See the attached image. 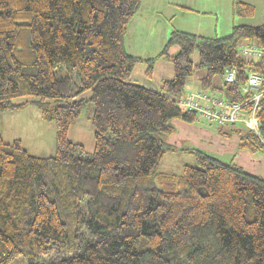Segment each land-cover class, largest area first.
Here are the masks:
<instances>
[{
	"label": "trees",
	"instance_id": "trees-1",
	"mask_svg": "<svg viewBox=\"0 0 264 264\" xmlns=\"http://www.w3.org/2000/svg\"><path fill=\"white\" fill-rule=\"evenodd\" d=\"M143 1L0 0V264H264L263 177L195 150L197 166L159 169L167 152L187 151L167 144L171 122L203 121L179 105L196 71L205 72L193 91L234 102L252 73L264 89V59L240 51L264 48V24L233 25L224 37L175 30L158 56L143 59L125 46ZM233 11L256 14L246 2ZM158 59L173 67L159 91L132 82L137 64L151 78ZM90 102L91 154L68 137ZM29 105L55 124L53 156L3 138V114ZM258 121L259 136L241 124V149L264 151V99Z\"/></svg>",
	"mask_w": 264,
	"mask_h": 264
},
{
	"label": "rangeland",
	"instance_id": "rangeland-1",
	"mask_svg": "<svg viewBox=\"0 0 264 264\" xmlns=\"http://www.w3.org/2000/svg\"><path fill=\"white\" fill-rule=\"evenodd\" d=\"M238 2L253 5L256 9L254 17L242 18L234 15V4ZM241 24H264V0H144L140 11L129 23L125 46L131 55L154 58L162 52L175 30L203 37H224L231 32L233 25ZM171 52L176 54L178 48H173ZM191 59L198 62V53L195 52ZM58 72L60 78L68 74L66 69ZM145 72L146 65L137 64L132 74V82L159 91L161 82L173 76V67L167 60L158 59L153 77L146 76ZM204 72L198 70L189 78V89L199 88V79ZM28 99L31 98L18 99L15 102L21 103ZM94 111V104L88 103L68 134L70 141L83 145L89 154L95 148L92 125ZM171 124L174 133L167 137V144L187 151L167 152L160 171L181 174L185 165L197 166L196 156L188 151L195 150L225 162H234L247 172L264 178V151L254 152L240 148L241 138L247 133L243 125L208 126L204 121L186 122L181 119H175ZM1 128L5 142L21 140L32 155L49 157L56 153L55 124L44 121L34 105L3 114ZM14 264H27V261L22 258Z\"/></svg>",
	"mask_w": 264,
	"mask_h": 264
},
{
	"label": "built area",
	"instance_id": "built-area-1",
	"mask_svg": "<svg viewBox=\"0 0 264 264\" xmlns=\"http://www.w3.org/2000/svg\"><path fill=\"white\" fill-rule=\"evenodd\" d=\"M240 51L251 61L264 59V48L261 46L242 43ZM224 80L228 84H236V70L228 68ZM262 81L260 74H250L248 83L241 87L242 101L239 102L214 93L191 89L180 99L179 105L183 110L195 111L207 125L226 126L239 123L259 136L258 112L264 99Z\"/></svg>",
	"mask_w": 264,
	"mask_h": 264
},
{
	"label": "crops",
	"instance_id": "crops-1",
	"mask_svg": "<svg viewBox=\"0 0 264 264\" xmlns=\"http://www.w3.org/2000/svg\"><path fill=\"white\" fill-rule=\"evenodd\" d=\"M191 34V33H190ZM195 35V34H194ZM131 55V54H130ZM134 56V55H133ZM137 57V56H136ZM141 58V57H140ZM143 59H150V57H146V58H143ZM155 90V89H154ZM189 90H191V87H190V89Z\"/></svg>",
	"mask_w": 264,
	"mask_h": 264
}]
</instances>
